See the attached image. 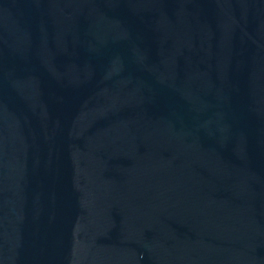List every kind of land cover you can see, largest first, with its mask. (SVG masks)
Segmentation results:
<instances>
[{
    "label": "water",
    "instance_id": "95a60500",
    "mask_svg": "<svg viewBox=\"0 0 264 264\" xmlns=\"http://www.w3.org/2000/svg\"><path fill=\"white\" fill-rule=\"evenodd\" d=\"M0 264H264V0H0Z\"/></svg>",
    "mask_w": 264,
    "mask_h": 264
}]
</instances>
